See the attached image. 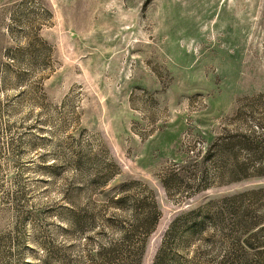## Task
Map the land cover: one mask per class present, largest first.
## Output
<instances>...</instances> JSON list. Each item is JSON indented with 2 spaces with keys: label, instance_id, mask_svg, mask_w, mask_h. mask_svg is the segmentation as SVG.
I'll use <instances>...</instances> for the list:
<instances>
[{
  "label": "rangeland",
  "instance_id": "374dc122",
  "mask_svg": "<svg viewBox=\"0 0 264 264\" xmlns=\"http://www.w3.org/2000/svg\"><path fill=\"white\" fill-rule=\"evenodd\" d=\"M256 187L264 0H0V264H256Z\"/></svg>",
  "mask_w": 264,
  "mask_h": 264
},
{
  "label": "trees",
  "instance_id": "16d2710c",
  "mask_svg": "<svg viewBox=\"0 0 264 264\" xmlns=\"http://www.w3.org/2000/svg\"><path fill=\"white\" fill-rule=\"evenodd\" d=\"M247 135H241V140L246 142ZM230 138H236V135H231ZM233 141H220L215 142L216 145V152L214 151L215 156H217V159H221L226 152L229 153H235L233 150ZM250 144V143H249ZM247 150L248 145H247ZM233 174V176L229 177L230 180L239 179L245 176H248V174H254L249 173L246 171V167L236 162L232 168L230 169V174ZM225 199H240L239 200V210L237 208L231 207L232 211H229V213L232 215L231 218V232H237L235 235V239H233L232 246H237V248L241 249L242 253L246 254L248 253V249L244 248L242 245L247 242V246L251 247L255 250V256H256V264H264V211H261L259 215L253 214L252 212V205H245V201L249 200V202L253 201H259V206L264 209V203H262V199H264V187H256V188H250L247 190H244L242 192H239L237 194H234L232 196H228ZM211 202H210V209H211ZM155 207V206H154ZM186 213H194V211H188ZM151 223H149V227H145L144 230L140 231L138 233V242L135 245V247L131 248L127 253V262L130 264H139L140 263V257L142 254V251L144 249L145 240L146 237L150 234L152 229L154 228V225L157 222V219L160 215V212L155 209V211H148ZM194 221V219H193ZM195 222V221H194ZM248 233L249 236H257L259 237L257 245L253 247L248 241V237H240L239 234ZM133 242H130L132 244ZM241 254V253H240ZM109 257L119 256L118 254L111 253L108 255ZM118 258V257H117ZM120 259V258H119Z\"/></svg>",
  "mask_w": 264,
  "mask_h": 264
}]
</instances>
